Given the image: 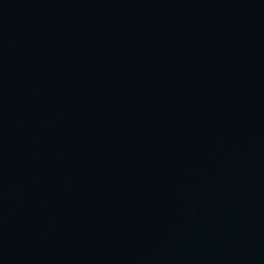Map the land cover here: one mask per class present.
<instances>
[{
	"label": "water",
	"instance_id": "obj_1",
	"mask_svg": "<svg viewBox=\"0 0 264 264\" xmlns=\"http://www.w3.org/2000/svg\"><path fill=\"white\" fill-rule=\"evenodd\" d=\"M0 264H264V0H0Z\"/></svg>",
	"mask_w": 264,
	"mask_h": 264
}]
</instances>
